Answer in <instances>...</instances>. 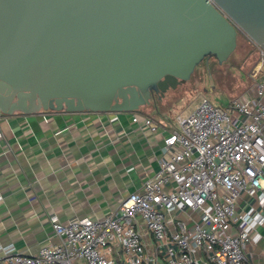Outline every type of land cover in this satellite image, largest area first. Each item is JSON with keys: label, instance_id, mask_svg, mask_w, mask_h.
I'll return each mask as SVG.
<instances>
[{"label": "water", "instance_id": "water-1", "mask_svg": "<svg viewBox=\"0 0 264 264\" xmlns=\"http://www.w3.org/2000/svg\"><path fill=\"white\" fill-rule=\"evenodd\" d=\"M239 35L264 48V0H0V115L137 111Z\"/></svg>", "mask_w": 264, "mask_h": 264}, {"label": "built area", "instance_id": "built-area-1", "mask_svg": "<svg viewBox=\"0 0 264 264\" xmlns=\"http://www.w3.org/2000/svg\"><path fill=\"white\" fill-rule=\"evenodd\" d=\"M248 41L262 76L249 95L225 108L201 97L163 137L157 171L114 211L52 218L58 244L33 254L0 244V264H246L249 234L264 224V48Z\"/></svg>", "mask_w": 264, "mask_h": 264}, {"label": "crops", "instance_id": "crops-1", "mask_svg": "<svg viewBox=\"0 0 264 264\" xmlns=\"http://www.w3.org/2000/svg\"><path fill=\"white\" fill-rule=\"evenodd\" d=\"M239 39L237 44H250ZM254 64L246 66L247 74ZM171 98L168 93L128 112L0 115V244L33 254L60 242L52 218L66 224L114 211L157 171L163 137L187 114L173 111ZM143 117L151 118L155 131L143 126ZM242 208L250 210V204ZM244 250L246 264H264V224L255 225Z\"/></svg>", "mask_w": 264, "mask_h": 264}, {"label": "rangeland", "instance_id": "rangeland-1", "mask_svg": "<svg viewBox=\"0 0 264 264\" xmlns=\"http://www.w3.org/2000/svg\"><path fill=\"white\" fill-rule=\"evenodd\" d=\"M248 45L242 46L239 41L222 63L214 59L203 60L188 81L169 92L174 100L173 111L185 109L183 112L188 114L201 97H206L215 106L225 108L232 99L251 91L258 80L247 74L246 66L256 63L260 54L257 47L251 43Z\"/></svg>", "mask_w": 264, "mask_h": 264}, {"label": "flooded vegetation", "instance_id": "flooded-vegetation-1", "mask_svg": "<svg viewBox=\"0 0 264 264\" xmlns=\"http://www.w3.org/2000/svg\"><path fill=\"white\" fill-rule=\"evenodd\" d=\"M209 59H213V58L204 59V61H206V60L208 61ZM214 60H215V59H214ZM170 90H171V89H170Z\"/></svg>", "mask_w": 264, "mask_h": 264}]
</instances>
